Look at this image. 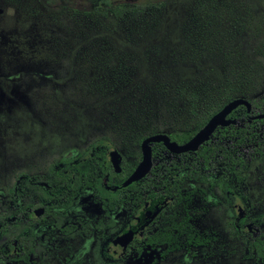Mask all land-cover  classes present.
I'll return each instance as SVG.
<instances>
[{
    "label": "rangeland",
    "instance_id": "374dc122",
    "mask_svg": "<svg viewBox=\"0 0 264 264\" xmlns=\"http://www.w3.org/2000/svg\"><path fill=\"white\" fill-rule=\"evenodd\" d=\"M165 1L166 8L156 27L131 40L125 39L108 20L98 28L81 29L74 36L71 27H46L44 17L51 11L62 6L88 9L91 0H0V199L9 198L18 174L36 172L54 158L74 155L101 136L110 138V148L120 153L121 143L126 140L127 152L136 155L140 144L138 148L132 143L129 134H122V128L130 130L157 122L158 132L166 133L172 123L166 106L164 110L158 102L156 86L161 78L165 82L209 86L212 76L221 75L216 55L192 52L197 28L192 0ZM231 1L242 15L250 10L253 16L252 26L229 40L234 60L246 66L252 58L261 61L262 81L242 96L252 98L264 90V0ZM213 2L222 4L225 0ZM63 38L65 42H61ZM108 47L132 52L135 62L128 67L109 62L103 56ZM147 96L150 104L146 103ZM255 166L254 162L251 169ZM256 177L257 174L244 182L249 198L246 206H253L264 196ZM197 184L189 182L184 189L195 190ZM201 185L205 190L207 186ZM90 194L84 192L83 196L90 198ZM204 197L213 198L208 194ZM196 207L206 208L204 221L211 224L212 207L203 203ZM219 209L218 222L235 213L230 206L221 205ZM72 211L82 213L75 207ZM260 211V206L250 208L249 218ZM118 229L119 225L110 232ZM99 247L98 241L90 238L76 250L82 252L79 256L90 257ZM160 250L161 247L150 251L153 255L133 252L121 264H185L177 253L159 259ZM255 261L234 258L228 264H263ZM98 263L105 264L99 258L84 262Z\"/></svg>",
    "mask_w": 264,
    "mask_h": 264
},
{
    "label": "trees",
    "instance_id": "16d2710c",
    "mask_svg": "<svg viewBox=\"0 0 264 264\" xmlns=\"http://www.w3.org/2000/svg\"><path fill=\"white\" fill-rule=\"evenodd\" d=\"M191 4L194 14H197L192 52L216 55L220 62L221 75L212 76L209 86L165 82L162 78V81L159 80L157 83V94L160 96L158 102L161 108L163 105L166 106L172 121L166 133L178 143L187 141L225 103L256 89L263 77L261 61L257 57L252 58L246 66L234 60L229 42L235 33L252 26V12L247 10L242 15L231 0H225L222 4H215L213 0H192ZM165 8V0L144 2L91 0L88 9L79 10L62 6L57 11H51L44 17V23L47 28L54 24L71 27L74 29L71 32L74 36L81 29L90 26L98 28L103 20H108L125 39L135 40L147 35L156 27ZM64 38L61 42L66 41ZM103 56L109 62L123 67L133 64L136 58L132 52H121L113 47H108ZM246 99L252 105L249 112L243 105L236 107L228 115L236 122L218 127L211 138L196 151L187 152L189 155L170 154L162 143H154L152 145L154 163L150 172L125 187L121 185L122 182L141 157L140 151L136 155L127 152L126 140L121 143L123 162L120 173L112 170L108 158L112 142L105 136L92 140L72 158L57 159L54 162L56 168L51 183L55 184L59 192L58 206H63L64 209L68 207L77 192L83 188L91 189L99 201L105 198L115 199L117 196L114 194L120 192L117 198L125 207L131 203L130 201H137L140 206L150 198L163 196H173L171 206H175L183 198L177 195L180 191L177 185L186 179L207 183L208 187L216 186L225 193L231 190L230 185L234 191L238 184L246 182L256 174L255 180L264 184V119L251 118L254 114L264 112V90ZM146 103L150 104L149 96ZM158 127L157 122H147L130 130L122 128V134H129L131 142L137 144L139 148L141 140L147 135L157 133ZM254 162L256 166L251 169ZM54 163L52 162L50 169H54ZM105 183L108 186H117V189L109 190ZM19 191L16 185L11 191V203L0 204V232L6 233L10 240H18L21 237ZM184 198H190V195ZM227 198L236 200L229 194ZM7 216L13 219H6ZM5 223L9 225L4 226ZM62 224L64 218L59 211L58 228ZM249 244L258 255L262 254L258 238H250Z\"/></svg>",
    "mask_w": 264,
    "mask_h": 264
},
{
    "label": "flooded vegetation",
    "instance_id": "af4514ba",
    "mask_svg": "<svg viewBox=\"0 0 264 264\" xmlns=\"http://www.w3.org/2000/svg\"><path fill=\"white\" fill-rule=\"evenodd\" d=\"M78 153L54 158L36 172H22L16 176L13 187L17 185L20 190L21 237L18 240H10L6 233L0 232V264H84L89 258H99L105 264H121L133 252L136 255L150 254V251L160 247L159 259L164 260L177 253L184 258L185 264H228L234 258L252 259L253 262L257 260L264 264V196L253 204L254 207L260 206L261 211L250 219V208L254 207L246 206L249 201L247 184H238L234 191L230 185L231 190L225 193L216 186L208 187L207 183L194 181L198 183V188L186 191L185 184L193 182L186 179L177 185L180 189L177 195L183 198L175 206H171L173 196H163L150 198L140 206L137 201H130L125 207L117 198L120 192L114 194L117 196L115 199L105 198L99 201L91 189L83 188L64 209L63 206H58L59 192L55 184L51 183L56 168L54 162L57 159L72 158ZM121 156L122 170V153ZM52 162L55 164L54 169H50ZM110 165L112 167L111 162ZM112 170L116 172L113 167ZM201 184L207 186L205 190L201 188ZM105 186L112 191L117 189V186H108L106 183ZM260 186L264 190V184ZM13 187L8 199H0L1 205L11 203ZM84 192L91 193V199L83 196ZM207 194L213 198H205ZM228 194L236 200L228 199ZM110 195L113 196L111 193ZM187 195H190V198H184ZM195 195L198 198H195ZM79 196L82 197L77 202ZM201 203L212 207L211 224L207 225L204 221L206 208L196 207ZM221 205L230 206L235 213L228 214L224 220L218 222ZM74 207L81 209L82 213L75 214L72 211ZM59 211L62 212L64 224L58 228ZM92 217L96 218L90 223ZM6 219L13 218L7 216ZM7 225L9 224L5 223L4 226ZM117 225L119 229L110 232ZM129 231L132 234L131 239L122 247L120 236ZM90 238L100 244L98 252L90 254V257L89 254L79 256L82 252H77L76 249ZM250 238H258V244L262 246L261 255L250 248ZM190 260L193 263H188Z\"/></svg>",
    "mask_w": 264,
    "mask_h": 264
},
{
    "label": "water",
    "instance_id": "95a60500",
    "mask_svg": "<svg viewBox=\"0 0 264 264\" xmlns=\"http://www.w3.org/2000/svg\"><path fill=\"white\" fill-rule=\"evenodd\" d=\"M239 105L245 106L248 112L252 107L251 102L246 98H233L232 100L225 103L221 109L215 112L206 121V123L196 131V133H194L187 141L183 143H178L177 141L172 140L169 135L164 132H157L145 136L140 142L141 158L129 176L123 181L122 186H127L132 182L138 181L150 172L153 165V143H162L167 151L176 154L196 151L199 146L211 138L218 127H225L236 122L235 119L229 118L228 115ZM251 118H264V113L254 114L251 116ZM108 153L112 167L116 172H120L122 159L121 153L117 150V148H111ZM131 236L132 234L130 231L120 236L121 240L123 241L122 247H125L126 243L131 239Z\"/></svg>",
    "mask_w": 264,
    "mask_h": 264
}]
</instances>
